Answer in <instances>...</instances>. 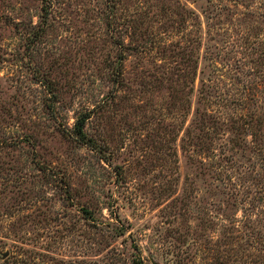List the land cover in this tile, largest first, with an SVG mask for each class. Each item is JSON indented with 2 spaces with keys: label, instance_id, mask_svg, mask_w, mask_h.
Returning <instances> with one entry per match:
<instances>
[{
  "label": "rangeland",
  "instance_id": "1",
  "mask_svg": "<svg viewBox=\"0 0 264 264\" xmlns=\"http://www.w3.org/2000/svg\"><path fill=\"white\" fill-rule=\"evenodd\" d=\"M0 264H264V0H0Z\"/></svg>",
  "mask_w": 264,
  "mask_h": 264
},
{
  "label": "trees",
  "instance_id": "2",
  "mask_svg": "<svg viewBox=\"0 0 264 264\" xmlns=\"http://www.w3.org/2000/svg\"><path fill=\"white\" fill-rule=\"evenodd\" d=\"M85 119H87L86 115L80 116L74 125V128L76 129V134L82 139L85 140V134L83 133V127L85 124ZM84 143H88V142H84Z\"/></svg>",
  "mask_w": 264,
  "mask_h": 264
}]
</instances>
